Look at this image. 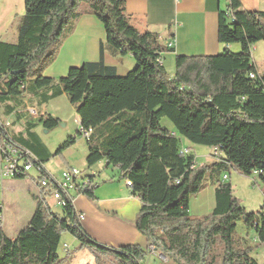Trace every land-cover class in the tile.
<instances>
[{
  "label": "trees",
  "instance_id": "trees-1",
  "mask_svg": "<svg viewBox=\"0 0 264 264\" xmlns=\"http://www.w3.org/2000/svg\"><path fill=\"white\" fill-rule=\"evenodd\" d=\"M225 2L218 13L217 39L226 46L238 44L239 51L176 56L172 77L160 62L161 55L173 50L159 44L155 34L129 24L124 0H23L15 42L0 41L2 114L10 115L25 97L41 105L65 95L80 128L92 130L86 139V167L104 161L118 171L119 180L130 182L129 192L140 204L135 230L147 246L174 264H258L252 253L264 246V204L247 213L227 180L217 183L209 214H189L190 199L230 170L244 177L256 174L264 183V70L258 73L251 57L252 46L264 42V12L244 11L238 0ZM84 15L102 24L105 45L120 56H132L135 67L118 76L104 64L100 44L97 62L72 67L57 81L45 77ZM163 119L173 131L161 124ZM37 123L49 131L59 121L47 115ZM6 133L0 122V139ZM182 139L212 148L218 157L197 166L192 153H181ZM73 142L65 141L53 156H61ZM46 156L35 157L34 166L40 177L48 178L43 169ZM94 190L77 185L73 194L93 202ZM238 222L255 235L254 246L236 235ZM62 233L70 235L79 250L87 249L97 258L110 255L114 264H142L146 255L138 245L115 249L91 238L77 219L72 199L67 198L57 214L42 197L14 240L5 236L0 220V264H64L58 255Z\"/></svg>",
  "mask_w": 264,
  "mask_h": 264
},
{
  "label": "crops",
  "instance_id": "crops-1",
  "mask_svg": "<svg viewBox=\"0 0 264 264\" xmlns=\"http://www.w3.org/2000/svg\"><path fill=\"white\" fill-rule=\"evenodd\" d=\"M238 1L244 11L264 12V0ZM226 5L225 0H181L178 2L175 0H124L125 16L129 24L141 33L150 32L155 34L159 44L164 47H170L173 50L171 54L161 55L160 62L170 77L175 72L174 61L176 56H215L221 54L225 49L230 51L231 45H223L217 39L218 13L220 10H224ZM23 13V0H0V41L6 43L15 42L17 24ZM100 44L103 46L104 64L113 67L118 76L126 75L135 67L136 64L132 56H120L105 45L102 24L94 16L84 15L78 20L73 32L66 38L58 50L54 62L44 71L43 75L57 81L66 76L68 70L72 67H80L84 63L97 62L99 60ZM256 44H264V42H258ZM254 48L253 45L251 52ZM254 65L256 67V64ZM257 72L262 73L258 70ZM57 99L67 102V106L74 112V120L76 121L77 127L75 131L76 136L73 137V147L79 140L86 143V140L78 134L80 119L76 115L73 107L68 103L65 95H60L41 105H37L35 99L25 97L21 101L22 104L16 106L8 116L2 114L3 108L0 106V112L3 116V120L0 119V122L3 125H7L5 127L7 133L18 144L30 150L37 159H43L45 154L50 155L51 153L40 142L36 132L38 127H42L41 124L37 123L38 119L41 118L40 116L51 115L52 118L59 121V124L62 121L66 122L59 116V110L53 106L52 102ZM29 102L31 103L30 106L28 104ZM7 104L11 106V103ZM30 109L36 110L38 113L37 116L30 115ZM27 124L33 126L27 130ZM165 127L173 131L172 126ZM51 131L49 130L48 132ZM182 140V148L191 153L190 151L193 149L191 144L183 145ZM205 148L209 151V158L199 161L195 159L197 166L212 162L210 156L213 149ZM87 152L88 149L81 152L83 157L82 170L81 168L79 170L73 166V159L66 158L62 154L66 160V169H76L80 172L81 178L89 177L95 185V201L93 202L88 201L82 195L73 194L72 196V206L75 213L83 214V220L79 221L82 229L91 238L107 247L116 249L125 245H138L146 252V255H159L151 247L147 246L145 239L133 226L135 216L140 209L138 199L130 194L128 187L125 185V181L118 179V171L114 168L107 167L104 161L99 162L91 168H87L85 164ZM43 169L46 171L44 164ZM46 173L51 176L49 172L46 171ZM101 174H105L106 178L99 184L96 178H99ZM227 175L228 179L226 182L230 183L233 188L238 181L245 183L246 186H249L251 183L257 184L258 175L256 174H253L251 177H244L230 170ZM53 178L57 179L56 177ZM221 179L222 175H219L212 182H208V190L205 193L204 191L207 188L190 199L189 214L191 216L202 217L212 211L214 205H212L211 199L214 194V189ZM12 184H14L12 181H7L2 184L0 204L3 208L0 206V214L4 208L6 209L8 207L9 202L7 200L9 199H6V197L16 194L17 190L11 188L13 186ZM25 189L29 191L28 186ZM30 196L33 201L24 204L27 207L18 224L16 223L11 228H6L9 230V235L6 234L4 224L1 225L5 236L10 240H14L18 232L28 224L35 211L37 199L44 197L45 203L51 208V199L39 187L37 191H31ZM57 214H61V212ZM1 220L3 221L2 215ZM248 237L242 239L247 243L246 245H248ZM252 242H257L254 234L252 236ZM64 245L68 247L66 244ZM83 250L78 249L79 252Z\"/></svg>",
  "mask_w": 264,
  "mask_h": 264
},
{
  "label": "rangeland",
  "instance_id": "rangeland-1",
  "mask_svg": "<svg viewBox=\"0 0 264 264\" xmlns=\"http://www.w3.org/2000/svg\"><path fill=\"white\" fill-rule=\"evenodd\" d=\"M264 44H255L254 50L251 52L252 57V63L256 64L257 70L259 72H262L264 70ZM240 49L238 44H232L230 47L231 52H238ZM168 70V69H167ZM53 103V106L56 107L59 110V116L63 118L66 122L62 121L57 127L53 128L51 132H48L47 130L43 129L42 127L37 128V135L40 139V142L48 148V150L51 152L49 156H46L44 160V168L47 172L53 177H56L57 179L60 178V174L63 170L66 169L65 165V158L73 159L72 164L77 169L80 170L83 164L82 160V154L81 152L87 149V144L81 140L79 142H76V145L73 147V145L66 148L61 156H53L55 151L62 146V144L67 141L70 138H73L76 131V121L74 120V112L67 106V102L62 101L61 99L55 100ZM69 103V102H68ZM30 106V102L28 103ZM0 119L3 120V116L0 112ZM161 124L163 126L171 127L169 122L165 119L162 120ZM79 139V138H78ZM183 145H190L192 146V150L190 151L194 158L199 161L202 159H207L208 157V150L204 146H198L194 145L187 140H182ZM188 152V151H187ZM214 152H212L210 156V160H214L215 156L213 155ZM71 163V162H70ZM4 166L3 163L0 162V169H2ZM82 170V168H81ZM40 178V174L36 170L35 167H33L27 175L23 179H14V178H3L0 179V192L2 184L7 181H12L13 186L11 188L16 191V194L6 197L8 203V207L6 209L4 208L2 210V213L0 214V220L1 215L3 218V221L1 222V225L4 224L6 234L9 235V230L6 229L11 228L14 224H18L20 221V218L23 217L24 210L27 207L26 203H29L30 201H33L30 194L31 191H37L38 185L37 182ZM106 178L105 174H101L99 178H96L97 182L99 184L102 183V180ZM117 181V180H116ZM2 183V184H1ZM4 186V185H3ZM26 186L29 187V191H26ZM206 188L204 193L208 190V185H206ZM233 188V187H232ZM263 189H264V183L263 181L259 180L257 178V184L251 183L249 186H246L245 183L238 181L233 188V196L238 200L240 206H242L247 213H254L257 212L264 204V198H263ZM25 191V192H24ZM212 205H214V197L212 196ZM51 202V212L53 213H60L61 210L54 205V201L50 200ZM5 203V202H4ZM2 207V205L0 204ZM3 208V207H2ZM1 210V209H0ZM7 235V236H8ZM236 235L240 237L241 239H246L248 236V246L252 247L256 243L252 242V236L253 233L246 231L244 228L242 222L237 223V229H236ZM251 237V238H250ZM244 244H247L245 241ZM66 244L69 247L68 253L63 252V246ZM58 255L61 259H63L64 264H114L113 258L110 255L106 256H100L95 257L90 251L87 249H84L82 252L78 251L77 242L67 233H62L61 235V241L60 246L58 249ZM252 257L259 263L264 264V246L259 247L254 250L252 253ZM142 264H174L171 261H168L166 259L161 258L159 255L155 254H147L145 255Z\"/></svg>",
  "mask_w": 264,
  "mask_h": 264
},
{
  "label": "built area",
  "instance_id": "built-area-1",
  "mask_svg": "<svg viewBox=\"0 0 264 264\" xmlns=\"http://www.w3.org/2000/svg\"><path fill=\"white\" fill-rule=\"evenodd\" d=\"M181 1V0H175ZM250 78H253V75H250ZM29 114L32 116H37V111L34 109L29 110ZM51 116V115H50ZM41 118H46L47 115H41ZM6 127L7 125H3ZM92 130L79 129L78 134L85 140L89 137ZM213 155L215 158L218 157V152L213 150ZM0 157L1 163L4 164L3 168L0 169V179L3 178H13L18 175H27V173L33 168L34 163L37 162L36 158L27 150L19 146L9 133H6L4 137L0 139ZM181 153L186 154V150H181ZM36 168V167H35ZM39 173V169L36 168ZM223 181L228 179L227 175L222 177ZM37 185L39 189L46 192V195L54 201L55 206L60 210H63L66 207V199H72L75 187L77 185H88L91 188H95V185L90 180L89 177H80V172L76 169H66L61 172L60 178L55 179L53 177H40ZM127 187L130 186V182L125 181ZM78 221L83 220V214H77ZM63 252L66 254L69 252L68 247L63 246Z\"/></svg>",
  "mask_w": 264,
  "mask_h": 264
},
{
  "label": "water",
  "instance_id": "water-1",
  "mask_svg": "<svg viewBox=\"0 0 264 264\" xmlns=\"http://www.w3.org/2000/svg\"><path fill=\"white\" fill-rule=\"evenodd\" d=\"M159 256L164 259V257L162 255H159Z\"/></svg>",
  "mask_w": 264,
  "mask_h": 264
},
{
  "label": "bare ground",
  "instance_id": "bare-ground-1",
  "mask_svg": "<svg viewBox=\"0 0 264 264\" xmlns=\"http://www.w3.org/2000/svg\"><path fill=\"white\" fill-rule=\"evenodd\" d=\"M81 129V128H80Z\"/></svg>",
  "mask_w": 264,
  "mask_h": 264
}]
</instances>
